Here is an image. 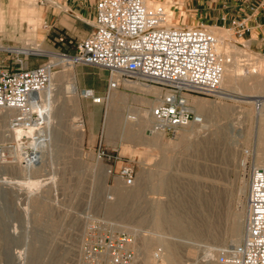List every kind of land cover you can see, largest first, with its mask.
I'll use <instances>...</instances> for the list:
<instances>
[{
    "label": "rangeland",
    "instance_id": "1",
    "mask_svg": "<svg viewBox=\"0 0 264 264\" xmlns=\"http://www.w3.org/2000/svg\"><path fill=\"white\" fill-rule=\"evenodd\" d=\"M41 2L36 0L35 5L41 6ZM156 2L153 5H167L174 13V26L204 25L218 37L227 32L237 47L247 44V52L235 50L229 44L228 53L223 50L221 54L232 61L237 56L244 68L242 78L257 69L255 76L264 82L261 42L258 47L252 46V40L238 34L231 22L203 24L193 17L195 12L191 9L207 6L228 17L233 9L232 0ZM29 6L28 0H0V47L40 46L56 54L72 55V45L59 47L51 38L40 36L41 13L30 22L25 13L33 14ZM13 25L27 30L25 35H11ZM0 56L8 59L10 65L17 58H24L6 49L0 50ZM49 60L61 62L50 55L28 58L31 66ZM70 69H80L81 75L77 77L80 93L68 94L69 76L54 82L55 109L50 125L53 138L45 161L38 164L43 168L24 172L23 156L14 153H19V149L11 151L0 163V264H118L115 255L124 249L137 254L130 264H168L163 247L158 244L160 240H168L177 247L180 257L177 264H221L218 257L240 244L245 234L247 202L246 194L243 202L240 194L246 183L243 152L253 151L255 165L258 155L264 153L261 121L264 89L254 93L256 98L247 99L253 103L218 96L197 97L207 105L224 109L225 113L204 119V127L190 126L175 134L163 133L155 142L150 128L140 132L128 118L137 116L138 111L150 110L156 100L146 106L143 100L151 98L133 95V89H117L109 99L96 103L82 94L86 88L80 86V78H85L88 86L103 91L96 97H104L107 82L100 80L102 69L63 65L56 74L67 75ZM121 97H126V101H120ZM257 102L262 103L260 109ZM77 103L82 107L79 113L75 110ZM59 108L61 113L57 114ZM111 112L121 114L120 123L110 120ZM128 130L144 140L139 143L125 140ZM185 132L189 136L183 141L181 136ZM11 139L7 138L5 143ZM100 145L119 158L112 174L109 164L97 156ZM133 163L136 179L134 185L128 186L118 172L125 164ZM161 181L165 185L163 190L157 189ZM117 188H123L129 196L122 208L109 214L110 205L117 201ZM39 202L44 203V212L37 206ZM161 217L165 223L158 228L156 220ZM175 222L190 231H175ZM128 235L132 243L123 247L122 240ZM210 249L214 251L212 255Z\"/></svg>",
    "mask_w": 264,
    "mask_h": 264
},
{
    "label": "built area",
    "instance_id": "2",
    "mask_svg": "<svg viewBox=\"0 0 264 264\" xmlns=\"http://www.w3.org/2000/svg\"><path fill=\"white\" fill-rule=\"evenodd\" d=\"M148 0H101L93 31L75 45L74 54H59L68 61H48L31 66L24 55L13 63L0 62V110L11 113L6 126L8 138L20 132L19 142L25 166L39 164L40 156L51 139L48 99L41 94L49 89L53 75L61 66L84 65L108 72L106 95L96 97L92 90L84 96L96 103L109 99L121 86L152 89L148 93L158 103L150 108L153 128L175 134L179 129L204 126V117L194 110L191 97H217L221 90L227 60L218 51V39L204 26L176 27L173 12L167 5H148ZM251 12L264 10V0H258ZM247 19L234 21V28L243 35L249 31ZM257 27L264 35V24ZM65 39L56 38L57 43ZM14 48V47H13ZM1 49V48H0ZM264 52V44L262 46ZM27 59V60H26ZM261 102L256 107L260 109ZM9 141V140H8ZM17 148V142H0V163ZM246 172L247 218L245 234L240 244L222 252L221 264H264V167L254 164L251 150L243 152ZM100 160L109 164V173L119 158L103 146L97 149ZM126 185H134L136 167L125 164L118 172ZM123 247L132 243L128 235ZM137 258L135 251L125 250L115 255L118 264H130Z\"/></svg>",
    "mask_w": 264,
    "mask_h": 264
},
{
    "label": "bare ground",
    "instance_id": "3",
    "mask_svg": "<svg viewBox=\"0 0 264 264\" xmlns=\"http://www.w3.org/2000/svg\"><path fill=\"white\" fill-rule=\"evenodd\" d=\"M28 1H30V7H31L30 10L32 12H34L35 11V7H36V5H35V1L36 0H28ZM156 1L157 0H148L147 3H148V5H153L154 3H157ZM172 15H173V19H174L175 18L174 13ZM182 18H183V16H182ZM176 27H178V26H176ZM209 31H210V33H212L218 39V42H219L218 51L220 53H222L223 50H225V52L228 53L227 51L229 49V44H232V46H233V48L235 50H239V51L242 50L244 52L245 51L246 52L248 51V46L245 43H244V45L241 44L239 47L235 46L233 44L234 40L230 37V35L227 32L226 33H220V35L218 37V35H216L215 32H213L211 30H209ZM0 48L1 49L9 50L10 52L15 53V54H29V53L32 54L33 53V54H38V55H50L54 59H58L60 61H68V60H70V58H65L64 59L59 54H56V53L47 51V50L41 48L40 46H35V47H22V48H10V47H6L5 48V47L1 46ZM259 61H260L259 63L262 62V60H259ZM243 73H244L243 65H241L239 63V61H237V56H236V58H234L233 61L231 59L230 60H227V64L225 65V72H224V76H223L221 90H220V92H219V94L217 96L219 98H221V99H228V100H233V101H236V102H245V100H247V99L256 98L257 96H255L254 93L260 92L261 90L264 89V82H262L259 79V76H255V74L256 75L258 74V70L257 69L250 70V76L244 77V78H242V75H245ZM66 76H69V78H71V83L67 86V90H68L67 92H68V94L70 93L73 96H77L80 93L79 85H78V82H77V74H76V72L74 70L70 69L69 71H67V75L57 76V74L55 73L53 75L52 82L50 84L49 89H47L44 93L41 94V97L49 100L48 101V104H46V109L49 111V121H50V123L53 122L52 120H53V114H54V109H55L54 108L55 107V105H54V98H55V94H54V82L56 81V79L63 78V77H66ZM127 87L129 89H133V84H130ZM135 89H139V90H142V91H147L148 93L150 92V93H153L154 95H158L159 94V92L157 90L143 89L141 87H135ZM87 90L88 89L83 90V93L82 94L84 95L85 91H87ZM126 99H127L126 97L119 98V100L120 101H123V102L126 101ZM246 102L247 103H253V102L248 101V100ZM152 103L153 102L151 100H148V99H144L143 100V104H145L146 106L147 105H150L151 106ZM157 103L158 102L156 101V102H154L153 105L155 106V105H157ZM191 104L194 107V110L197 111L199 114H201L204 117V119H207V118L213 116L216 113H225V110L224 109H222L220 107L218 108V107H215V106L207 105V103L205 101H203V100H201V99H199L197 97H191ZM263 104H264V101H263ZM263 108H264V106H263ZM81 109H82L81 105L79 103H77L75 105V110L77 111V113H79L81 111ZM56 111H57V114H60L61 113L60 108L59 109H56ZM261 111H263V113H261V121H262V130H263V136H264V110H261ZM138 112H137V116H131V117L128 118L129 120H131L130 123H132V121H133V123H135L134 125L136 127H138V130L140 132H144V130L146 128H150V131L154 135L155 142H156L157 141L156 139L161 138L162 135H163V133L162 132H158V131H156L153 128V118L151 117L150 110H144L143 112H140V113H138ZM10 115H11V113L2 112L0 110V128H1L0 129V142L7 141L8 135L6 133V130H7L6 129V126H7V122L9 120ZM214 117H215V115H214ZM110 120L111 121L113 120L114 123H120L121 120H122L121 114L112 113L111 112ZM126 120L124 119V122ZM108 121H109V117H108ZM125 123H128V122H125ZM79 132H80L81 137L83 138V136H84V130L81 129V130H79ZM52 133L53 132L51 131L50 143L48 144L46 150L43 151L42 154H41V156H40V158H41L40 159V163H43V161H45L43 159L45 157V154H46L49 146H51V142H52V138H53L52 137L53 136ZM10 136L12 137V140H14V141L17 142L18 149H21L22 148V145L19 142L20 137H21V133L20 132H14ZM188 136H189L188 132H185L181 136V139L184 141ZM125 140H127V141L132 140L134 142L139 143V142H142L144 140V138L141 137V136H139V134L133 132L132 130H128L126 132V134H125ZM14 153L15 154H18L19 156H22V154L20 152L19 153L14 152ZM262 157L264 158V153H261V154L258 155V160H256V165L258 167H264V165H262L264 163V160L262 159ZM46 165H48V164H46ZM40 167L43 168V166H41V165L39 167H38V165L37 166H34L33 168L32 167L25 166L24 167V169H25L24 172L27 171V170H30L31 171L32 169H39ZM35 172H37V171H35ZM164 186H165L164 185V182L161 181V183L157 187V189L163 190L164 189ZM246 187H247V180H246V183H244L241 186V188H240L241 189V191H240V194H241V202H243L242 199H243V197H245ZM115 192L117 194V201L114 204L110 205V207L108 209V213L109 214H113V213L117 212L120 208H122L123 204L125 203V201L128 199V196H129V193H127L123 188H117L115 190ZM114 201H115V199H114ZM35 202H37V201H35ZM41 202H39V203H41ZM42 204L44 205V203H41V204H38L37 206L40 209H42L43 212H44L45 210L43 209L44 207H43ZM241 204H243V203H241ZM34 205H35V203H34ZM38 207H36V208H38ZM40 209H38V210L40 211ZM177 218H179V216ZM180 222H175L174 223V225H173L174 226V230L175 231H178V232L179 231L189 232L190 231L189 228L187 226L181 225ZM164 223H165V220L163 218L162 219H159L158 218L156 220V227L161 228ZM171 223H173V222H171ZM239 229H240V231L237 232L238 233L237 234V236H238V239L237 240H239V236H240V233H241V227ZM198 230H200V229H198ZM234 239H236V238H234ZM237 240H235L234 242H236ZM158 244H161L162 245L163 249H161V250H163V252H165V254H164L165 255L164 256L165 258L164 259L167 260V263L168 264H177V262H179L178 260L180 259V257L178 256V249H177V247L173 243L169 242L168 240H160V241H158ZM213 253H214V251L210 249V255H212ZM21 256H23V255H21ZM146 260H148V259H146Z\"/></svg>",
    "mask_w": 264,
    "mask_h": 264
},
{
    "label": "crops",
    "instance_id": "4",
    "mask_svg": "<svg viewBox=\"0 0 264 264\" xmlns=\"http://www.w3.org/2000/svg\"><path fill=\"white\" fill-rule=\"evenodd\" d=\"M100 1L101 0H43L41 6L35 7L33 14H30L29 11L25 13L30 22L41 13V20L43 23L38 30L40 36L43 38H51L53 44H57L59 47L72 45L75 51L76 43L88 37L93 31V26L97 18L96 8ZM232 2L233 6L230 7L233 9L231 13H228V17L226 15L223 16L221 11L216 13L219 9H210L208 6L196 10L191 9L195 12L193 17L203 24L210 23L211 21L214 23L226 24L228 22L233 23L234 21L247 19L246 25L249 28V31L243 35H246L249 40H252V46L258 47L259 42H261L262 48L264 44V35L257 25L264 24V10L254 14L250 10V7L255 6L258 3V0H232ZM198 3H200V0H198ZM29 8L31 9L30 6ZM26 31L27 30L21 27L13 25L10 34L21 37L22 35H25ZM60 37L64 38L65 41L57 43L56 38ZM42 42L44 43V40H42ZM8 61V59H4L0 56V62L3 64H8ZM79 66H81V68L87 67L84 65ZM75 72L77 77H80V69H77ZM100 77L101 81L106 80L107 82L108 72L102 70L100 72ZM80 79L81 87L86 89L90 88L95 95L102 94L103 91L100 88L88 86L85 78ZM119 89L130 90L127 86H121ZM133 95L146 96L151 98L150 100H154V98L149 96L145 91L135 89L134 86Z\"/></svg>",
    "mask_w": 264,
    "mask_h": 264
}]
</instances>
